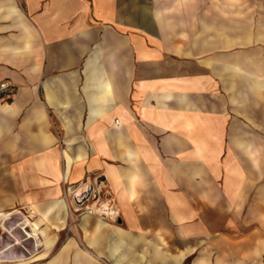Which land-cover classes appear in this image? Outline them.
<instances>
[{
	"label": "crops",
	"instance_id": "0c3cea01",
	"mask_svg": "<svg viewBox=\"0 0 264 264\" xmlns=\"http://www.w3.org/2000/svg\"><path fill=\"white\" fill-rule=\"evenodd\" d=\"M0 80V264H264V0H0Z\"/></svg>",
	"mask_w": 264,
	"mask_h": 264
},
{
	"label": "built area",
	"instance_id": "2783aa9c",
	"mask_svg": "<svg viewBox=\"0 0 264 264\" xmlns=\"http://www.w3.org/2000/svg\"><path fill=\"white\" fill-rule=\"evenodd\" d=\"M14 89L8 81L0 80V97H5ZM63 198L66 203L68 226L75 233L82 215H94L106 221H117L119 218V206L110 193L107 178L103 173L89 174L75 184H66Z\"/></svg>",
	"mask_w": 264,
	"mask_h": 264
},
{
	"label": "rangeland",
	"instance_id": "374dc122",
	"mask_svg": "<svg viewBox=\"0 0 264 264\" xmlns=\"http://www.w3.org/2000/svg\"><path fill=\"white\" fill-rule=\"evenodd\" d=\"M8 221H10V220H7V222ZM6 221H5V223H7ZM67 224H68V216H67ZM3 231V229L0 227V239L2 238V237H4V239H3V241L5 242L6 241V244H7V242H9V237H5L6 235H9V234H7L6 232H2ZM75 233V232H74ZM17 242H18V240H16Z\"/></svg>",
	"mask_w": 264,
	"mask_h": 264
},
{
	"label": "bare ground",
	"instance_id": "6f19581e",
	"mask_svg": "<svg viewBox=\"0 0 264 264\" xmlns=\"http://www.w3.org/2000/svg\"><path fill=\"white\" fill-rule=\"evenodd\" d=\"M8 218H9V216H7V215L6 216H4V215L0 216V225L4 226V223H2V221L5 222V220L8 219Z\"/></svg>",
	"mask_w": 264,
	"mask_h": 264
}]
</instances>
